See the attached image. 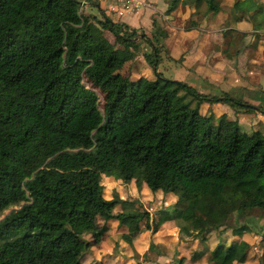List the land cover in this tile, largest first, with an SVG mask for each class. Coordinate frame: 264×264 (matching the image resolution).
I'll use <instances>...</instances> for the list:
<instances>
[{
  "label": "trees",
  "instance_id": "1",
  "mask_svg": "<svg viewBox=\"0 0 264 264\" xmlns=\"http://www.w3.org/2000/svg\"><path fill=\"white\" fill-rule=\"evenodd\" d=\"M181 1L169 0L166 14ZM192 1L185 30L221 10L220 0ZM94 5L101 18L84 14L79 0H0V215L17 207L0 219V264H15L19 246L51 264H106L105 258H94L90 247L108 238L111 221L117 222V230L125 229V220L133 222L131 233H121L127 244L141 225L156 232L160 216L150 224L140 200L117 192L105 196L102 176L129 162L141 169L152 192L185 188L187 203L172 208L179 232L190 239L181 241L202 245L205 231L230 230V244L220 239L213 248L199 245L190 261L259 259L250 247L237 259L233 251L240 236L252 231V216L264 214V132L254 127L245 134L237 120H216L201 112L200 105L222 102L238 113L264 114V103L164 76L157 69L168 32L159 25L138 33L108 15L101 1ZM245 35L234 28L222 31L227 57L236 55ZM260 38L253 34L254 48ZM142 43L149 47L142 54L152 75L115 72ZM211 195L222 221L213 214ZM82 200L93 228L84 230L87 239L78 250L72 241ZM51 215L62 221L52 222ZM237 217L244 220L239 223ZM170 249L181 264L185 257L177 243Z\"/></svg>",
  "mask_w": 264,
  "mask_h": 264
},
{
  "label": "rangeland",
  "instance_id": "2",
  "mask_svg": "<svg viewBox=\"0 0 264 264\" xmlns=\"http://www.w3.org/2000/svg\"><path fill=\"white\" fill-rule=\"evenodd\" d=\"M80 1V10L84 14H92L97 18H101L98 8L94 5L95 0L91 3H83ZM157 1V2H154ZM169 0H139L140 6L132 15L135 18V27L138 33L141 31H151L157 26L162 27L168 32V37L164 40L165 52L163 53V60L158 64V72L163 75L171 77L174 73L175 77L181 61L185 55L194 53L198 56V61L203 60L204 55L206 61L211 62L213 71L218 73L219 78L215 79L219 83V89L227 90L233 87L257 86L264 87V42L260 44L257 50H253L249 46L250 38H245L239 44V53L232 59L224 57V44L220 31L228 25H233V19L236 15H245V26L250 31L255 28L261 29L264 25V17H257L252 23L250 20V10L261 9L264 12V0H253L247 3H242V8L235 9L234 7H224L220 13L211 21L202 20L194 28L185 30L189 25L190 15L192 14V0H182L177 9L169 14H166ZM224 1V0H223ZM222 3V2H221ZM137 4L135 5V7ZM147 6V7H146ZM149 7V9H147ZM151 7V8H150ZM248 12L242 11V9ZM246 16L249 18H246ZM242 17V16H241ZM261 22V23H260ZM126 23V22H125ZM127 24V23H126ZM262 26V27H261ZM103 35L109 40L113 41L112 35L106 30H102ZM143 51H149V47L142 43L141 50L135 53L134 57L123 61L115 70L122 74H129L132 77L151 76V66L147 63L142 54ZM176 57V58H175ZM196 59V58H195ZM145 63V64H144ZM133 65V66H132ZM165 67L166 69H163ZM264 98V95L263 97ZM200 110L212 114L215 119L225 117L228 120H237L242 132L248 134L254 127L260 128L264 132V114L261 113H241L236 112L228 105L222 102H203L200 105ZM128 159V158H124ZM132 162L121 163L116 169L107 175L102 176L101 183L105 189V196L109 199L114 192H117L121 198L135 199L139 198L142 201L144 209L150 214V221L160 216L158 221V229L156 232L149 230L148 234L144 233V226L141 225L140 235L134 237L131 241L130 250L126 253L121 245L116 248L111 247L110 242L114 239H121V230L118 231L117 223L112 222L108 231L109 241L101 240L99 248L91 246L90 250L94 258L98 259L103 253L118 254L123 260L121 262L108 259L106 264H125L124 260L130 259L129 264L142 262V264H179L176 257L177 253L173 250L166 249L169 242L181 241V237L188 239L185 235L179 232V220L172 217V208L178 206L179 203H187V193L184 187L175 186L169 193L158 191L156 193L147 190L143 174L138 166L133 167ZM209 200L214 204L213 214L215 218L222 221L218 213L217 201L214 196H209ZM86 201L82 200L78 204L79 209H83L80 213V220L78 225L73 229L76 238L72 241L73 247L78 250L82 249L84 230L87 226L93 228V219L91 212L85 208ZM17 208L15 206L5 209L0 215L3 218L10 210ZM181 208V207H179ZM178 208V209H179ZM100 214H104L103 211ZM250 219L252 231L244 233L240 236L237 246L233 251L234 259L241 256L250 246L251 251H254L261 257L257 261H250L246 264H264V214L260 217L252 216ZM49 219L54 223H59L62 218L56 215L49 216ZM241 223L243 217L236 219ZM97 220H95L96 222ZM102 223L101 219L98 220ZM125 229L122 233H131L134 229V224L131 220L124 221ZM207 237V244L213 248L220 239H225L227 244H230L234 239L230 230L225 233H218L214 230L205 231ZM183 241V240H182ZM19 251L18 260L15 264H51L46 259L35 255L30 249L23 246L17 247ZM97 249H99L97 251ZM186 254V250L181 251ZM110 255V254H109ZM187 258V257H186ZM181 264H191L190 260H186Z\"/></svg>",
  "mask_w": 264,
  "mask_h": 264
},
{
  "label": "crops",
  "instance_id": "3",
  "mask_svg": "<svg viewBox=\"0 0 264 264\" xmlns=\"http://www.w3.org/2000/svg\"><path fill=\"white\" fill-rule=\"evenodd\" d=\"M100 1L102 2L103 8H106L108 15H110L114 19L119 20L121 22H126L131 27H135V23H134L135 22V18L132 19L131 17H132V15L135 14V11L139 8L138 6H140V5H138V4H140L139 0H133V5H132L133 7L130 9L129 12L127 11L128 9H121V6L119 4H117V2H116L117 0H100ZM236 1H237V6L234 7L235 9L242 8L243 7L242 3H247V2L253 1V0H224V1L220 0L221 10H222V8H224L226 6L227 7H233V5H234V3ZM87 2L91 3V0H87ZM154 2H157V1H154ZM107 4L108 5H112L114 7V9H113L114 11H111L107 7ZM136 4H137V6L135 7ZM147 9H149V7ZM193 11H194V8H193V1H192V11L191 12L193 13ZM220 11L217 14H215V15L207 14L203 20L211 21L212 19H214L215 16H217L220 13ZM242 11L248 12V10L246 11V9H244V8L242 9ZM115 12H120L119 17L115 16ZM249 12H251L249 17H250V20L252 21V23L254 21H257L256 20L257 17H259V18L260 17L261 18L264 17V12H262L261 9H253V11L250 10ZM237 17H239V20H237ZM246 18H248V17L246 16ZM245 23H246L245 15H236L234 17V19H233V25H228V26H226L224 29H222L220 31V34H221V37H222V40H223V44H224V48H225V40L223 39L222 31L227 29V28H234L236 30H239V31H242V32H246L247 35H245L243 40L245 38L249 37L250 38V41L248 43L249 46L253 50H257L259 48L260 44L264 42V25H263V27L261 26L262 27L261 29L255 28L254 30L250 31L249 29H247V27H244ZM255 32L260 33V35H261V38H260L256 48H254L251 45V42H252V39H253V34ZM221 52L224 53L222 49H221ZM238 53H239V47H238V52L236 53L235 56H237ZM223 55L227 59H232L233 58V57L232 58L227 57L225 55V53ZM210 64H211L210 61H208V62L206 61V56L205 55H204L203 60L200 59V61H198V56L194 55V53L192 52V53L184 56L183 60L181 61L180 65H179V68L177 70V72L179 74L176 75V77L178 79L185 80L186 82H188L189 84L193 85L194 87H196V88H198L200 90L209 91V90H211L210 89V85H214L215 87L219 86V83H217L215 81L216 78L217 79L219 78V76H218L219 74L216 73V71H213L214 68L216 70V67L212 68ZM163 69H166V68L163 67ZM175 74L176 73H174L171 77L172 78L175 77ZM166 77H168V76H166ZM224 91H229V92H231V93H233L235 95H238V96L242 97L243 99H245L247 101H250V102H253L255 104H257V103H262L263 104L264 103V98H262L263 95H264V87H257V86H253L252 85V86H246V87L228 88L227 90H224ZM216 103H218V102H216ZM201 112H203V111L201 110ZM203 113H206V112L204 111ZM241 113H243V112H241ZM146 188H147V186H146ZM147 190H149V189L147 188ZM150 192H152V191H150ZM156 192H158V191H156ZM156 192H153V193H156ZM135 199H137V198H135ZM138 200H140V199L138 198ZM112 222H116V221H111L110 224ZM118 231H120V230H118ZM122 232H123V230H121V233ZM148 233H149V230H144L143 234H148ZM245 233H247V232H245ZM139 235H140V233L137 236H139ZM137 236H135V237H137ZM120 237H121V235H120ZM108 239H109V236H108L107 239H105V241L108 242L109 241ZM115 242L117 243L116 247L118 245H121L124 248L126 253L131 249L130 246H129L130 244L125 243L121 239H114V242L113 241L110 242L109 244L111 245V247H114L113 243H115ZM174 243H177V250L179 251L181 256H184L185 258L187 257L186 260H188V261L190 260L189 258H190V254L192 253V251L194 249H196L197 246L201 245L199 243V240H193L192 242H184V241H180V242L176 241L175 242L174 241V242H169L167 244L166 249H170L171 245L174 244ZM203 245H207L209 248H211L207 244V240L205 242H203L201 246H203ZM98 248H99V246H98ZM98 250L99 249H97V251ZM184 250L187 251L186 252L187 255H185V253L181 252V251L184 252ZM252 252H254V251H252ZM105 257H107V258L109 257L108 259L115 260V261H118V262H121L120 260H123L121 258V256H119L118 254L116 255V254H111V253H106V254L103 253L98 259H102V258H105ZM107 258H105L106 262L108 261ZM257 260L258 259H250V260H247L244 263H237V264H246V263H248L250 261H257ZM130 261L131 260L129 258L124 260L125 264H129ZM190 263L191 264H199V263L192 262V261H190ZM133 264H136V263H133Z\"/></svg>",
  "mask_w": 264,
  "mask_h": 264
},
{
  "label": "built area",
  "instance_id": "4",
  "mask_svg": "<svg viewBox=\"0 0 264 264\" xmlns=\"http://www.w3.org/2000/svg\"><path fill=\"white\" fill-rule=\"evenodd\" d=\"M83 3H87V0H82ZM100 1V0H99ZM117 4H119L121 6V9H128L127 11L129 12L130 9L133 7V0H117L116 1ZM107 7L111 10V11H114V7L112 5H108L107 4ZM119 14L120 12H115V16L116 17H119Z\"/></svg>",
  "mask_w": 264,
  "mask_h": 264
}]
</instances>
